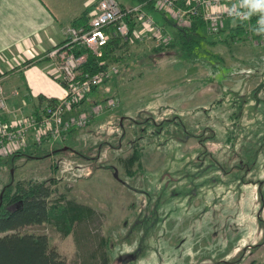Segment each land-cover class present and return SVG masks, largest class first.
Masks as SVG:
<instances>
[{
  "label": "rangeland",
  "instance_id": "374dc122",
  "mask_svg": "<svg viewBox=\"0 0 264 264\" xmlns=\"http://www.w3.org/2000/svg\"><path fill=\"white\" fill-rule=\"evenodd\" d=\"M45 2L77 17L87 0ZM146 11L174 41L176 27ZM200 34L189 49L154 51L152 38L122 46L113 74L77 109L100 105L98 115L0 160V193L12 179H54V201L94 209L97 220L68 236L25 228L46 233L67 264L100 254L107 264H264V45ZM16 101L12 115L29 113Z\"/></svg>",
  "mask_w": 264,
  "mask_h": 264
},
{
  "label": "built area",
  "instance_id": "2783aa9c",
  "mask_svg": "<svg viewBox=\"0 0 264 264\" xmlns=\"http://www.w3.org/2000/svg\"><path fill=\"white\" fill-rule=\"evenodd\" d=\"M152 2L157 11L173 18L178 26L188 24L191 14L200 15L208 34H217L223 28L244 23L249 31L247 37L254 46L264 45V35H257L251 30L257 17L254 15L250 20L242 21L234 15L236 9L233 6L238 4L239 0ZM144 4L124 7L118 0H94V8L90 12L87 25H69L66 28L65 39L44 54V57L54 64L53 75L64 88V95L54 102L45 101L38 104L32 113L12 115V119L3 120L2 114L16 112L20 107L8 109L0 77V158L24 151L31 145L37 147L44 140L51 143L62 141L68 132L86 126L92 117L100 113V105L93 108L91 113L77 109L92 89L107 81L115 71V66H104L103 61L97 63L98 68L94 71L83 69V66L89 54L95 58L101 57L102 48L111 37H119L128 42L152 38L156 40V45H166L172 40L170 34L145 10ZM185 15L186 19L181 21Z\"/></svg>",
  "mask_w": 264,
  "mask_h": 264
},
{
  "label": "trees",
  "instance_id": "16d2710c",
  "mask_svg": "<svg viewBox=\"0 0 264 264\" xmlns=\"http://www.w3.org/2000/svg\"><path fill=\"white\" fill-rule=\"evenodd\" d=\"M137 1L145 3L146 10H156L152 0ZM89 12L90 9L83 10L80 15L70 21L69 25H87L90 18ZM163 16L165 19H169L171 26L176 27V37L174 41L172 39L166 45L153 47L154 51L171 49L175 42L179 43L183 49H189L196 44L199 46V40L203 38L200 30L204 27L200 15L191 14L189 24L181 27L176 26L171 18L164 14ZM220 33H225L224 41L238 42L246 40L249 31L244 23H240L236 26L223 28ZM128 44L127 40L111 37L104 47L101 57L95 58L89 54L83 69L94 71L98 68V62L103 61L104 66H107L109 63L119 61V50ZM29 62L30 60L24 62L23 65ZM40 98L42 101L44 100L43 97ZM86 99L87 96L81 104ZM55 100L50 98L46 101L54 102ZM22 154L16 152L6 158L15 159ZM2 159L0 158V160ZM129 159L131 158L129 157ZM54 185V179L17 180L15 182L12 179L3 186L0 193V264H67L60 252L50 244L46 233L28 231L25 228L45 224L53 227L63 236H68L75 234L76 230L82 232L84 228H87L88 223L97 219L93 208L72 199H66L63 194H59L54 201L52 199ZM96 264H107V256L100 254V260Z\"/></svg>",
  "mask_w": 264,
  "mask_h": 264
},
{
  "label": "crops",
  "instance_id": "0c3cea01",
  "mask_svg": "<svg viewBox=\"0 0 264 264\" xmlns=\"http://www.w3.org/2000/svg\"><path fill=\"white\" fill-rule=\"evenodd\" d=\"M93 1L87 0L83 10L92 9ZM73 18L64 12L56 14L45 0H0V62L6 74L1 79L2 83L5 79L4 92L13 96L8 109H15L17 99L33 106L64 95L63 85L53 75L54 64L44 54L65 39ZM30 106L25 111L31 112ZM14 112L2 114L1 119H12Z\"/></svg>",
  "mask_w": 264,
  "mask_h": 264
},
{
  "label": "clouds",
  "instance_id": "9594fccd",
  "mask_svg": "<svg viewBox=\"0 0 264 264\" xmlns=\"http://www.w3.org/2000/svg\"><path fill=\"white\" fill-rule=\"evenodd\" d=\"M236 9L234 15H236L242 21L250 20L252 16H256L255 26L251 29L257 35H264V0H243V6H241V0L234 5ZM239 9H244L241 12ZM260 25L261 27H256Z\"/></svg>",
  "mask_w": 264,
  "mask_h": 264
},
{
  "label": "water",
  "instance_id": "95a60500",
  "mask_svg": "<svg viewBox=\"0 0 264 264\" xmlns=\"http://www.w3.org/2000/svg\"><path fill=\"white\" fill-rule=\"evenodd\" d=\"M0 198H1V194H0Z\"/></svg>",
  "mask_w": 264,
  "mask_h": 264
}]
</instances>
